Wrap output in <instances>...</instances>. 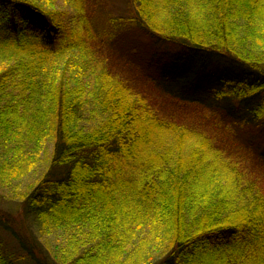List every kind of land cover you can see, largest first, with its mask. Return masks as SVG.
Returning a JSON list of instances; mask_svg holds the SVG:
<instances>
[{
  "label": "trees",
  "instance_id": "trees-1",
  "mask_svg": "<svg viewBox=\"0 0 264 264\" xmlns=\"http://www.w3.org/2000/svg\"><path fill=\"white\" fill-rule=\"evenodd\" d=\"M48 1L0 0V143L53 137L46 173L20 198L25 219L0 220L20 258L47 264L37 243L62 229L61 264H125L142 248L137 264H264V150L233 134L264 128V0H127V16L83 0L78 28ZM137 35L208 72L203 89L175 67L153 80L186 120L112 76L116 44ZM91 66L101 85L84 78ZM18 262L0 241V264Z\"/></svg>",
  "mask_w": 264,
  "mask_h": 264
},
{
  "label": "rangeland",
  "instance_id": "rangeland-1",
  "mask_svg": "<svg viewBox=\"0 0 264 264\" xmlns=\"http://www.w3.org/2000/svg\"><path fill=\"white\" fill-rule=\"evenodd\" d=\"M82 1L49 0L48 2L58 9L68 11L65 19L66 23L69 27L78 28L79 20L83 15ZM97 1L102 6L101 10L104 13L125 16L129 14L127 0ZM93 2L94 0H86L85 7L87 12ZM116 54L118 55L114 56L113 65L115 66V70L120 74H112L113 77L121 79L120 76H126L130 81L134 80L135 86L147 95L150 94L152 99L156 100L160 107L166 111V114H176L178 118L183 120L186 119L181 113L188 108L181 109V106L174 102L172 97L155 87L153 83L155 77H158L156 79L159 80V78H163L161 74L167 73L169 75V69L175 67L174 73L176 76L179 75L183 79L187 77L193 80L199 88H206L209 82L208 72L202 68V65H199L198 68L194 67L198 60L196 61L191 52L184 51L179 47L162 41L152 40L148 36L137 35L135 38L130 37L127 40L124 39L123 44L120 41L118 45L116 44ZM69 58L70 56L66 55L57 65L59 67L65 66ZM219 65L227 66L228 69L231 68L230 65L217 63V61H208L210 69L216 68ZM84 68L88 71V76L84 75V78L91 82L98 81L99 83L96 82L95 85H101L102 77L99 76L101 71H93V66ZM95 68L97 69V67ZM143 74L146 78H144ZM141 77L144 79H140ZM99 119L100 115L96 113L92 105L86 109L85 115L80 121V126L88 130L94 127ZM233 134L240 143H245L246 138L251 136V141L255 142L261 151L264 150V128L261 127L260 130L255 132L254 129L252 131L249 129H237ZM33 137L24 132L22 135H12L10 138L4 137V141L0 143V220L5 222V224L8 221L9 223L12 222L16 227L25 219L20 205V198L24 192L34 183L38 182L46 173L53 152V137L50 134H45L40 138ZM13 153L14 160L12 158ZM232 190L235 191L234 189ZM140 235H142L141 232L137 234L139 237ZM143 238L140 237V239ZM67 240L68 238H66V234L62 229L43 233L41 242L37 243L38 248L41 249L40 258H42V262L61 264L57 256H62L63 252L66 251ZM0 241L17 258L19 261L17 264L34 263L31 260L20 258L25 252L20 249L19 244L13 240L11 235L1 228ZM150 246L151 244H148L145 247ZM135 251L137 250L128 249L123 254L121 258L126 260L125 264H137V260L141 262L148 259L151 250L150 248L140 249L141 258L138 257ZM134 257H138V259L136 260Z\"/></svg>",
  "mask_w": 264,
  "mask_h": 264
}]
</instances>
